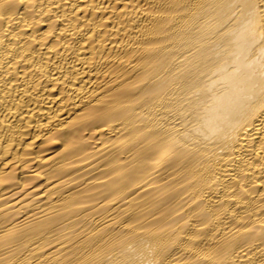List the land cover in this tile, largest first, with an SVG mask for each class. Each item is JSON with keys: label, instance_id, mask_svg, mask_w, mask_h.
<instances>
[{"label": "bare ground", "instance_id": "6f19581e", "mask_svg": "<svg viewBox=\"0 0 264 264\" xmlns=\"http://www.w3.org/2000/svg\"><path fill=\"white\" fill-rule=\"evenodd\" d=\"M0 264H264V0H0Z\"/></svg>", "mask_w": 264, "mask_h": 264}]
</instances>
